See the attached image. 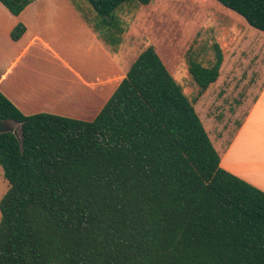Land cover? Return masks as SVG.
Returning a JSON list of instances; mask_svg holds the SVG:
<instances>
[{
  "label": "trees",
  "instance_id": "16d2710c",
  "mask_svg": "<svg viewBox=\"0 0 264 264\" xmlns=\"http://www.w3.org/2000/svg\"><path fill=\"white\" fill-rule=\"evenodd\" d=\"M36 0H0L18 16ZM87 0L104 42L124 30L127 2ZM264 33V0H213ZM18 23L10 39L18 41ZM193 58L190 101L153 47L133 61L92 121L23 115L0 93V264H264V193L220 167L194 109L223 63Z\"/></svg>",
  "mask_w": 264,
  "mask_h": 264
},
{
  "label": "rangeland",
  "instance_id": "374dc122",
  "mask_svg": "<svg viewBox=\"0 0 264 264\" xmlns=\"http://www.w3.org/2000/svg\"><path fill=\"white\" fill-rule=\"evenodd\" d=\"M35 6L46 13L39 22L42 25H35V48L21 65L35 50V78L49 80L50 87L57 90L74 93L85 89L82 83L78 87L76 75L92 83L98 78L101 93L91 97L92 104L88 102L85 107L80 103L83 98H71L87 108L82 109L86 121L96 117L147 47L155 49L183 94L194 101L198 87L188 73V60L191 57L205 67L211 66L216 44L223 55L219 77L196 101L194 109L214 148L219 140L215 136H232L235 132L233 116L264 64V49L258 46L264 45V33L249 27L235 13L213 0H152L148 5L127 2L116 12L124 32L119 44L112 47L97 29L101 19L87 0H46ZM13 59L11 54L5 64ZM58 102L55 98L54 103ZM7 189L0 167V199Z\"/></svg>",
  "mask_w": 264,
  "mask_h": 264
},
{
  "label": "crops",
  "instance_id": "0c3cea01",
  "mask_svg": "<svg viewBox=\"0 0 264 264\" xmlns=\"http://www.w3.org/2000/svg\"><path fill=\"white\" fill-rule=\"evenodd\" d=\"M39 1L46 0L33 1L18 16H12L0 4V38H3V42H0V93L25 116L46 113L86 121L82 109L87 107L88 102L92 104L97 94L101 93L98 78L92 83L76 75L78 87L82 83L85 89L81 92L83 90L80 88L74 93L62 88L57 90L50 87L49 80L35 78V66L32 63L35 50L21 65L28 52L35 48V41H38L35 25L46 13L35 6ZM18 23L25 26V32L14 42L10 39V32ZM41 25L39 23L38 26ZM258 46L264 49V45ZM11 54H14V59L5 64ZM262 66L233 116L236 119L233 123L237 124L235 132L232 136L226 133L215 136L219 139L215 150L223 170L264 193V64ZM76 95L83 98L84 101L81 99L80 103L86 104L84 108L71 100ZM55 98H58L59 105L54 103ZM66 99L68 101L65 102Z\"/></svg>",
  "mask_w": 264,
  "mask_h": 264
},
{
  "label": "water",
  "instance_id": "95a60500",
  "mask_svg": "<svg viewBox=\"0 0 264 264\" xmlns=\"http://www.w3.org/2000/svg\"><path fill=\"white\" fill-rule=\"evenodd\" d=\"M0 133H11L22 147L23 131L21 123L10 119L0 120Z\"/></svg>",
  "mask_w": 264,
  "mask_h": 264
},
{
  "label": "bare ground",
  "instance_id": "6f19581e",
  "mask_svg": "<svg viewBox=\"0 0 264 264\" xmlns=\"http://www.w3.org/2000/svg\"><path fill=\"white\" fill-rule=\"evenodd\" d=\"M80 71V70H79ZM83 73V72H82ZM249 155V154H248ZM248 159H251L250 157H248ZM253 160H255L256 162V159L253 158ZM244 161V160H243ZM258 161V160H257ZM253 162V161H252ZM246 165V163H244ZM247 167V166H246ZM261 167V166H260ZM263 168V167H262ZM258 172V171H257ZM260 173V172H259Z\"/></svg>",
  "mask_w": 264,
  "mask_h": 264
}]
</instances>
